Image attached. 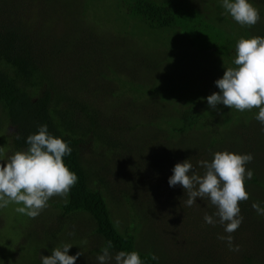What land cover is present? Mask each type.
Masks as SVG:
<instances>
[{
    "label": "rangeland",
    "instance_id": "374dc122",
    "mask_svg": "<svg viewBox=\"0 0 264 264\" xmlns=\"http://www.w3.org/2000/svg\"><path fill=\"white\" fill-rule=\"evenodd\" d=\"M209 2L210 0L208 4ZM203 3L201 2L198 8L203 7ZM0 15L7 20L6 23H21L26 27L29 38L23 37L22 29L19 28L21 40L33 41L36 53L41 55L46 65L45 71L59 86L61 92L71 91L75 86L80 87L77 91L83 95L90 91L91 94L87 97L100 111L101 118L109 126L115 123L113 128L125 144L117 155L126 158L125 166L121 165V168L128 170L125 172L127 178L134 179L135 173H144L145 169L148 170L144 163L145 159L152 169L172 171L173 175V168L177 163L188 159H191L194 166L200 160L210 162L214 153L225 150L236 153L255 152L257 157L261 158L258 161L259 171L264 175V124L256 119L257 116L251 117L242 126L238 119H233L236 123L216 121L214 133H212L214 127L208 124L189 129L177 138L168 140L163 139L167 136L163 132H157V128L162 122L165 123L164 121L172 128L178 121V116L154 113L156 100L159 106L161 104L177 106V103L181 106L185 101L188 104L197 101V86L199 88L206 86L209 95L216 93V89L219 90L215 81L223 77L225 70L221 73L224 65L214 52L197 51L200 57L196 59L194 50L190 47L185 49L181 44L182 40L178 41L179 44L177 42L178 46L175 44L167 46L166 51L161 52L163 44L167 43L169 38L168 34L160 35V29L149 27L139 18L130 19L121 0H0ZM131 43L133 45L129 47ZM41 45L47 48H42L45 50L43 55L40 53ZM185 51H189L188 55L191 57L188 62L181 56ZM210 53L218 57V67L214 68L216 62L211 55L203 58L204 54ZM145 62L150 63L146 65ZM153 62H156V66ZM142 65L145 66V70L142 69ZM118 71L128 74L132 79L122 77ZM109 81L113 85L112 88L107 84ZM136 87L143 88V94L138 98L129 92L135 93L133 89ZM148 100L151 106L147 104ZM165 124H162L164 129ZM5 127L8 135H12L18 128L17 124L11 121H8ZM154 136H157V139ZM6 137L8 143L3 149L4 155L8 156L15 152L9 144L8 136ZM208 141L214 144L208 145ZM163 143L171 146L169 148L176 152L175 156L174 152L171 155L172 152L155 150L154 146L159 144L161 146ZM90 147L91 142L84 143L81 151L90 156ZM140 150L142 152H139ZM200 152L202 153L199 154ZM112 158L114 160L108 164L110 177L118 180L122 176L117 169L116 156L111 155L108 160ZM160 160L164 162L162 167H159ZM127 161L136 163L137 169L133 167L132 171L129 170ZM0 163L6 164V161ZM246 169L248 170L247 167ZM197 170L203 175L202 168ZM160 171L147 172L150 176H157ZM141 177L143 176H140V179ZM135 182L139 186L149 185V182L143 183L139 179ZM150 184L159 187L161 184L165 185V182H161L158 177H152ZM168 187L171 193H176L180 185ZM246 189L247 191L251 189L253 197L239 203L240 215L243 216V222L245 219L250 222V230L254 232L252 233L254 243L250 245L248 241V244L257 252L255 263L264 264V215L258 214L252 208L254 202L263 205L264 192L252 186ZM147 196L150 197L148 193ZM165 197L166 195L160 199H153L151 205L145 206L146 210L152 208L147 222L156 229L154 251L159 257L168 259V264H194L201 250L228 264L238 259L236 251L230 250L225 241L218 239L220 235H228L224 232V227L219 222L211 225L204 220L205 214L209 211L205 204L211 205L209 200L197 198L196 203L188 207L184 203L187 195L167 199ZM20 206L22 205L10 203L6 208L0 209L2 248L0 264H16L31 259L29 249L35 243V238L26 237L25 231L33 232L35 228L40 234L46 225L56 227L50 218L55 219L58 212L49 204L36 218L16 212L15 209ZM215 209L216 207L208 215H213ZM119 212L122 213L123 210ZM119 212L115 213V218L120 221ZM214 219L218 221L219 218L214 216ZM90 222L88 214H73L72 220L64 222V230L59 234L62 242L59 241L58 245L61 247L70 244L72 247L69 254L75 256L77 252H82L78 258L89 261L87 264H99L97 256L100 253L87 252V244L83 243L82 233L90 227ZM78 228L80 231L75 232ZM142 232L143 235H147L145 228ZM22 237H26L27 240L17 253ZM96 241V238H91L88 243L94 244ZM244 241L238 240L240 244ZM14 245L16 249L11 250ZM56 245L57 243L53 244L54 247ZM235 245L233 242V246ZM48 248L50 249L47 253H52L53 248L50 246ZM239 249H243V246L239 245ZM115 254L112 253L113 256Z\"/></svg>",
    "mask_w": 264,
    "mask_h": 264
},
{
    "label": "trees",
    "instance_id": "16d2710c",
    "mask_svg": "<svg viewBox=\"0 0 264 264\" xmlns=\"http://www.w3.org/2000/svg\"><path fill=\"white\" fill-rule=\"evenodd\" d=\"M185 1L121 0L123 8H125L130 19L139 18L149 27L160 29V35L168 34L169 38L167 43L163 44L161 52H165L167 46H173L174 44L178 46L177 42L182 40L183 43L181 44L184 45L185 49L190 47L191 50H194L193 54L196 59L200 57L197 51H212L218 55L224 65L221 73L224 72L225 68L235 66L233 64L235 46L241 37H264V0H250V3L260 13L259 21L253 26H242L237 23L229 13L225 12L226 10L222 7L223 0H210L209 4L208 0ZM201 2L203 7L198 8ZM6 21L0 15V139H2V147L4 148L8 143L6 137L8 136L9 144L14 152L23 148L28 149L27 137L37 133L39 126L46 124L50 134L64 139L71 147V154L64 156L63 160L70 171L78 177L77 182L71 187L67 196H53L47 202L58 212L55 219L50 218V221H53L55 223L53 225L56 227L51 228L46 225L42 228L40 234L35 228H33V232H24L26 237L35 238V243L29 249L32 257L29 261L16 262V264H41L42 256L52 255V253H47V250L50 249L48 247L50 246L53 249L59 247V241L62 242L59 234L64 230V222L72 220L73 214H88L90 217L91 225L82 233L83 243L87 244V252L102 254L101 249L110 240L113 245L110 249L111 253L137 251L143 264H168V259H162L154 251L156 248V229L147 222L152 208L146 210L145 206L151 205L153 199H160L164 195H166V199L177 195H186L185 190L180 186L176 189V193H171L168 186L172 171H160V168L157 170L152 169L145 157L144 163H146L148 170L145 169L144 173H135L134 179L127 178L125 172L127 173L128 170L121 168V165L125 166L124 161H126V158H120L117 155L125 147V144L113 128L115 123L113 122L109 126L101 118L100 111L87 97L91 94L90 91L83 95L77 91L80 87L75 86L71 91L61 92L59 86L45 71L46 65L41 59V55L39 56L36 53L33 41L30 39L21 40L19 28L22 29V36L29 38L26 27L21 23H6ZM23 24L25 23L23 22ZM132 45L133 43L129 47ZM42 48H46V46L41 45L40 53L43 55L45 50ZM188 52L185 51L181 55L187 62L191 58ZM210 55L216 62L214 68L218 67V57L210 53L208 55L204 54L203 58H208ZM149 63L145 62L146 65ZM153 63L156 66V62ZM142 69L145 70L144 65H142ZM118 74H121L124 78L132 79L126 73L118 71ZM102 83L104 84V82ZM107 84L112 88L113 85L110 81ZM206 89V86L201 88L197 86V101L189 104L185 101L181 103V106H178V103L177 106L168 104L159 106L156 100L154 104L156 107L153 108L154 113L168 116L175 114V116H178V121L172 128L166 121H164L166 124L162 122L157 128V132L160 131L167 135L163 139L177 138L189 129L204 124L212 125L214 127L212 133H214L216 121L236 123L233 119H238L241 122L239 123L240 126H242L251 117L254 116L255 118L258 115L259 109L256 108L241 112L234 108L229 109L222 104L217 106V110H212L207 103L206 98L209 94H207ZM142 90L143 88L136 87L133 89L135 93L129 92L138 98L143 94ZM110 91L114 95L113 89ZM216 92H219V90L216 89ZM147 104L152 105L149 100ZM8 121L18 126L17 130L12 132V135H8L5 129V124ZM162 124H165V129ZM17 136H19V139ZM154 138L157 139V136H154ZM88 142H91L90 156L81 151L82 145ZM212 144L214 142L208 141V145ZM169 147L171 146L165 143L161 146L160 144L154 146L158 152H160L159 150L161 152H172L171 155L174 152L175 156L176 152ZM237 154H253V160L246 165L248 170L253 172V176L250 179H245V186L246 188L249 186L256 187L263 193L264 175L259 171L258 164L261 158L257 157L255 152H239ZM111 155H115L117 158V169L122 176L118 180L110 177L108 164L114 160V158L108 160ZM163 163L160 160L159 167H162ZM126 164L131 171L133 167L137 169L136 163L127 161ZM146 170L160 172L157 176H150V173ZM140 176L143 177L140 179ZM152 177L160 178V181L165 182V185L161 184L157 187L150 184V178ZM137 179L143 183L149 182L148 187L139 186L135 182ZM153 191L155 193H152ZM247 192L249 197H253L251 189ZM147 193L150 197L147 196ZM205 206L209 210L207 214H211L215 208L212 205L207 206L205 204ZM260 206L264 208V203ZM120 210H123V212L120 213ZM216 211L217 209H215L213 215ZM117 212L120 214V221L115 218ZM35 223L37 224V222ZM249 224L250 222L245 219L239 226V230L237 229L238 231L231 233L235 239L233 242L236 245H238L239 239L245 241L243 244L239 243L243 246V249L236 251L238 259L230 264H256L257 252L253 251L254 247L249 246V244L254 243L252 238L254 232L250 230ZM143 228H145L147 235H143ZM79 231L78 228L75 232ZM26 237H22L17 253L26 242ZM91 238H96L97 241L94 244L88 243ZM248 241H250L249 244ZM55 243L57 245L54 247L53 244ZM42 245L47 249L41 247ZM225 245H228L227 241H225ZM14 249H16L15 245L11 250ZM153 256L157 259H152ZM88 262L83 258L76 260V264H87ZM197 262L202 264H228L224 260L218 261V258H213L209 252L201 250L194 264Z\"/></svg>",
    "mask_w": 264,
    "mask_h": 264
},
{
    "label": "clouds",
    "instance_id": "9594fccd",
    "mask_svg": "<svg viewBox=\"0 0 264 264\" xmlns=\"http://www.w3.org/2000/svg\"><path fill=\"white\" fill-rule=\"evenodd\" d=\"M222 7L240 25L253 26L260 19L259 10L250 0H223ZM234 67L225 68L222 78L215 81L219 92L209 95L207 103L212 110L218 105L238 111L259 109L256 119L264 124V37H241L235 46ZM19 139V136H17ZM29 145L26 151H16L5 156L0 147V209L10 203L22 205L16 212L36 218L47 206L53 196H67L77 182L76 174L65 165L63 157L72 152L68 143L49 133L46 124L39 126L38 132L27 137ZM253 160L252 154H237L218 151L213 159L197 161L194 166L191 159L177 163L169 185H180L186 192V206H193L197 198L207 199L217 211L213 215L205 214L206 223L219 222L228 235L218 239L227 241L230 250L239 251V245L233 246L235 232L243 222L239 203L249 199L245 179L253 176L246 165ZM202 168L203 175L197 170ZM252 208L264 215V208L254 202ZM70 244L55 247L52 255L42 256L41 264H76L82 252L69 255ZM112 241H107L97 256L99 264H143L137 251H119L112 255ZM152 259H157L153 256Z\"/></svg>",
    "mask_w": 264,
    "mask_h": 264
}]
</instances>
